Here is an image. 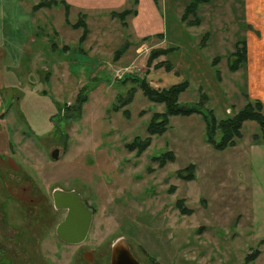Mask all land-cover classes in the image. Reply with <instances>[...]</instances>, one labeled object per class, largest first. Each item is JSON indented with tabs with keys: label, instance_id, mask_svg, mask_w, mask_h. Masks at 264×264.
<instances>
[{
	"label": "rangeland",
	"instance_id": "rangeland-1",
	"mask_svg": "<svg viewBox=\"0 0 264 264\" xmlns=\"http://www.w3.org/2000/svg\"><path fill=\"white\" fill-rule=\"evenodd\" d=\"M41 1L53 4L33 16ZM190 2L157 0L154 11L142 0L137 16L132 0L115 11L136 10L126 27L100 6L85 20L89 34L79 45L82 30L65 24L64 0H0V264H109L120 238L140 264H264L259 125L245 122L241 138L223 151L208 142L201 115L171 117L165 134L150 137L147 126L165 108L132 81L155 90L186 81L178 102L203 103L218 121L250 100L245 65L228 68L235 42L249 39L244 0L199 6L198 27L187 25L191 16L180 21ZM81 14L69 10L68 20ZM135 18L148 39L135 37ZM166 48L174 50L148 63ZM164 61L172 71L157 68ZM131 91L132 103L114 112ZM220 135L216 130L215 141ZM148 137L146 150L128 149ZM166 152L175 160L160 167L155 158ZM191 165L194 177L181 178ZM55 189L77 192L92 211L80 245L55 235L65 215L53 208Z\"/></svg>",
	"mask_w": 264,
	"mask_h": 264
},
{
	"label": "trees",
	"instance_id": "trees-1",
	"mask_svg": "<svg viewBox=\"0 0 264 264\" xmlns=\"http://www.w3.org/2000/svg\"><path fill=\"white\" fill-rule=\"evenodd\" d=\"M210 0H191V2L186 5L184 9V13L180 19L181 22H187L188 17H193L192 21H188L187 25L190 27H198L200 24V19L197 18L196 14L198 12V7L201 5H206ZM52 1H41L32 7L33 12H36L41 9H49L51 8ZM157 0H154L156 3ZM138 0H133V5H137ZM65 6V19L64 22L66 25H70L72 29H81L82 35L79 39V45L83 44L87 39L89 34L88 26L85 22L86 15L81 14L76 23L71 24L68 20V13L70 7L67 3H64ZM136 13V10L125 9L121 12L111 11L110 15L112 18L118 19L123 26H127L126 18L128 16H132ZM163 38V35H159ZM207 35L202 37V41L205 40ZM148 39L147 37L144 38ZM52 47H55V43L52 44ZM126 46H123L121 49L116 51V58L122 55ZM173 48L166 49H157L150 54V59L148 63L153 60L159 58L160 56H167L168 54L173 52ZM231 61L229 62L228 68L229 71L234 73L237 72L242 65L246 64L247 61V47L246 42L242 40H238L234 44V51L231 53ZM214 64H217L214 62ZM165 65L167 72L172 71L173 67L168 61L161 62L157 65V68L163 67ZM131 79V78H130ZM132 81H137L138 89L141 91L143 97H145L149 102L155 104L164 105V112L159 114H154L152 120L147 126V133L150 137L152 136H162L166 133L169 127V118L182 116L188 117L191 115H201L204 119L205 127H206V137L208 142L214 145L215 150L223 151L228 147L234 146V139L241 138V128L245 122H255L259 125L260 129L264 132V114L261 112L263 107V103L259 100H248V102L240 108L236 114L231 117H227L226 119L218 121L216 116L214 115L213 110L207 111L204 109L203 103L191 106L181 105L178 100L180 95L185 92L189 86L188 82L184 81L176 85H172L167 89L163 90H155L148 86L146 82L139 81L137 79H132ZM135 93L133 91L129 92L128 97L125 99L120 97L119 102L120 105L115 106L113 109L114 112H119L121 108H124L130 105L134 99ZM122 114L126 117V119L130 118L129 111L124 109ZM216 130H219L221 135L218 141H215ZM151 139L148 137L144 140H140L139 138H135L133 143L129 145V150H137L138 152H142L146 150L150 146ZM156 161H159V166L163 167L167 162H173L175 160V156L172 152H166L159 157L155 158ZM194 172V165L189 166V175L188 177H181L183 179H192ZM182 174V173H181ZM188 180V181H189ZM253 256V255H252ZM251 256H248L245 260H250Z\"/></svg>",
	"mask_w": 264,
	"mask_h": 264
},
{
	"label": "crops",
	"instance_id": "crops-1",
	"mask_svg": "<svg viewBox=\"0 0 264 264\" xmlns=\"http://www.w3.org/2000/svg\"><path fill=\"white\" fill-rule=\"evenodd\" d=\"M70 6V12L76 10L77 13H82L86 15V19H89V15L98 11L102 7L104 10L116 11L121 9L123 5L129 3L132 0H64ZM140 1L138 0L137 16L140 10ZM147 1V5L151 9L157 11V6H155L153 0H143ZM264 0H244V18L245 23L249 25V39L246 40L247 47V61L245 64L246 68V80H247V96L252 100H259L264 103V14H261L259 10L263 8L264 11ZM35 5V4H34ZM43 9H41L42 11ZM40 10L31 13L33 16L38 14ZM41 16V15H40ZM136 16V17H137ZM43 17H41V21ZM34 20V19H32ZM37 24L38 19H36ZM129 25V24H128ZM132 28L134 30L135 37L137 39H144L145 34L140 32L137 27V19H132ZM33 26V25H32ZM31 26V27H32ZM38 30H40L38 28ZM36 34V31L34 32ZM40 35V34H39ZM37 37H39L36 34ZM31 42L36 40L30 37ZM31 49V48H30ZM31 51V50H30ZM6 56L5 51L0 49L1 60ZM1 105V102H0Z\"/></svg>",
	"mask_w": 264,
	"mask_h": 264
},
{
	"label": "water",
	"instance_id": "water-1",
	"mask_svg": "<svg viewBox=\"0 0 264 264\" xmlns=\"http://www.w3.org/2000/svg\"><path fill=\"white\" fill-rule=\"evenodd\" d=\"M58 150L51 158L57 159ZM54 208L66 210L67 215L56 228V234L66 244L82 243L91 226L92 212L84 206L81 196L75 191L55 189L52 193ZM109 264H140L130 251L124 238L118 239L111 247Z\"/></svg>",
	"mask_w": 264,
	"mask_h": 264
},
{
	"label": "flooded vegetation",
	"instance_id": "flooded-vegetation-1",
	"mask_svg": "<svg viewBox=\"0 0 264 264\" xmlns=\"http://www.w3.org/2000/svg\"><path fill=\"white\" fill-rule=\"evenodd\" d=\"M61 190V189H60ZM63 191H65V190H63ZM70 191H73V190H70ZM53 193V192H52ZM77 193V192H76ZM80 195V194H79ZM81 196V195H80ZM51 197H52V195H51ZM81 198H82V196H81ZM82 201H83V199H82ZM52 202H53V197H52ZM83 203H84V201H83ZM84 206L87 208V209H89V210H91L90 208H88L86 205H85V203H84ZM53 208H54V204H53ZM54 210L55 211H57V212H61V211H63V212H65V215H64V218H63V220L61 221V222H63L64 221V219H65V217H66V215H67V211L66 210H57V209H55L54 208ZM92 212V211H91ZM92 217H93V214H92ZM60 222V223H61ZM59 223V224H60ZM58 224V225H59ZM91 224H92V222H91ZM57 225V226H58ZM57 226H56V228H57ZM56 228H55V235H56V237H57V239L62 243V244H64V245H66V246H77V245H80V244H82L85 240H86V238H87V236H86V238H85V240L82 242V243H80V244H77V245H72V244H66V243H64L63 241H61L60 240V238H58V236H57V234H56ZM90 228H91V226H90ZM89 231H90V229H89ZM89 233V232H88ZM88 235V234H87ZM84 259L86 260V261H89V259H92V255H91V253L89 252V253H86L85 255H84ZM89 263V262H88Z\"/></svg>",
	"mask_w": 264,
	"mask_h": 264
}]
</instances>
